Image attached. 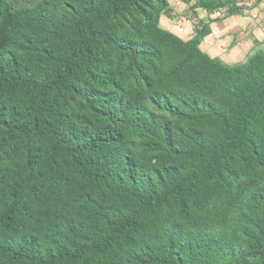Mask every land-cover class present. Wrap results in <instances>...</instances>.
<instances>
[{
    "label": "trees",
    "instance_id": "1",
    "mask_svg": "<svg viewBox=\"0 0 264 264\" xmlns=\"http://www.w3.org/2000/svg\"><path fill=\"white\" fill-rule=\"evenodd\" d=\"M168 6L0 0V264H264V50L224 65ZM151 105L216 131L176 142Z\"/></svg>",
    "mask_w": 264,
    "mask_h": 264
},
{
    "label": "rangeland",
    "instance_id": "2",
    "mask_svg": "<svg viewBox=\"0 0 264 264\" xmlns=\"http://www.w3.org/2000/svg\"><path fill=\"white\" fill-rule=\"evenodd\" d=\"M8 1L15 9H17L34 6L42 0H34L32 3H27L24 0ZM238 4L243 5L242 11L236 12L232 17H228L225 9L212 15H208L206 10L202 8L194 10L192 6L186 5L183 10L175 12L174 17H171V22H173L172 25H175V27L181 31L186 30L187 27L190 29L192 27V30L187 36L188 38L191 36L190 39H192L196 33L193 28L194 22L198 25V21L201 17L205 19L204 21L217 18L215 21L216 23L224 20V22L218 24L220 29L218 31L216 30L217 35L212 39L209 38L210 41H208L209 39L206 41L205 38H207V36H205L200 46L220 63L227 66L238 65L247 62L249 56L254 54L258 49L264 50V0H238ZM65 13V9L61 8L58 10L57 20H61ZM127 19L128 17L120 19V23L123 26V32L129 27L126 22ZM113 54L118 55L119 52L113 50ZM80 101L81 100L77 99V101L71 105L72 109L77 108ZM150 110L153 111L163 123L169 122L173 128L172 137L175 138L176 142L182 143L187 140L189 141L190 139L188 136L192 135L206 137L212 135L216 131L215 124L210 121H204L201 123L185 122L182 119L173 116L167 110L158 108L154 105L150 106ZM137 142H139V140ZM260 184L264 185V182H261ZM253 209L254 208H248L246 199H244L242 205L233 210L231 228L227 230V232L230 233L232 231V235L240 236L241 224L238 222L237 216L243 211L255 215L256 218H263L262 212L257 211V213H255ZM169 220L171 222L178 221L175 214H172L169 217ZM250 264H261V260L255 259Z\"/></svg>",
    "mask_w": 264,
    "mask_h": 264
},
{
    "label": "crops",
    "instance_id": "3",
    "mask_svg": "<svg viewBox=\"0 0 264 264\" xmlns=\"http://www.w3.org/2000/svg\"><path fill=\"white\" fill-rule=\"evenodd\" d=\"M168 1H169L168 9H167L166 12H163V14L161 15V19H160L162 27H164L165 29L173 32L174 34L178 35L179 37H181L184 40H189L191 36L189 38L187 36H188V33L192 30V27H191V29L187 27L186 30H184V31L182 30L181 31L178 28H176L175 25H172L173 22H171V17H174V14H175L176 11L178 12L180 10H183V8H185L186 5H190V4H188L187 2H185L183 0H168ZM196 9H198V8H196ZM215 13H217V12H215ZM212 14H214V13H212ZM212 14H208V15H212ZM226 14H227V12H226ZM230 16L232 17L233 14L232 15H228V17H230ZM226 17H227V15H226ZM201 19L205 20L202 17H201ZM216 20H217V18L216 19H209L208 21H206V22L209 23V28H210V33L207 34L206 35L207 38H205L206 41L209 38L212 39V38H214L217 35V31L220 29L218 24L221 23V22H224V20H222V21H218L216 23L215 22ZM199 24L197 25L194 22V25H193L194 31H196V29L199 26ZM210 39L208 41H210Z\"/></svg>",
    "mask_w": 264,
    "mask_h": 264
}]
</instances>
